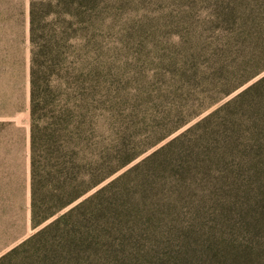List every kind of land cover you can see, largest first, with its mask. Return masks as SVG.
Returning <instances> with one entry per match:
<instances>
[{
	"label": "rangeland",
	"instance_id": "1",
	"mask_svg": "<svg viewBox=\"0 0 264 264\" xmlns=\"http://www.w3.org/2000/svg\"><path fill=\"white\" fill-rule=\"evenodd\" d=\"M30 1L0 0V258L42 230L1 264H236L244 248L234 242L247 240L235 228L244 187L227 176L218 135L200 123L237 93L226 94L241 79L236 0H62L74 16L48 26L70 25L60 88L83 113L94 109L98 152L121 167L37 227Z\"/></svg>",
	"mask_w": 264,
	"mask_h": 264
},
{
	"label": "trees",
	"instance_id": "2",
	"mask_svg": "<svg viewBox=\"0 0 264 264\" xmlns=\"http://www.w3.org/2000/svg\"><path fill=\"white\" fill-rule=\"evenodd\" d=\"M62 0H31L30 24V188L31 218L37 227L57 215L79 197L88 193L121 166L107 163L108 155L98 152L94 109L83 113L69 89H61L64 53L72 36L70 25L57 23L49 29L53 16H63L67 22L74 16L73 4L61 8ZM236 26L242 32L237 41L241 53V79L226 94L237 93L200 120L218 135L226 159L227 176L244 187L245 201L241 203L240 226L245 241L236 264H264V0H236ZM70 16V19H66ZM52 20H51V19ZM240 36V34H239ZM260 78L247 85L252 79ZM60 88V89H59ZM87 123L91 139L89 172L82 171L81 142ZM214 137V136H213ZM88 176V178H86ZM105 186L96 190L89 201ZM78 205L55 218L66 219ZM42 230V229H41ZM14 247L0 258V264L17 254L38 234Z\"/></svg>",
	"mask_w": 264,
	"mask_h": 264
}]
</instances>
